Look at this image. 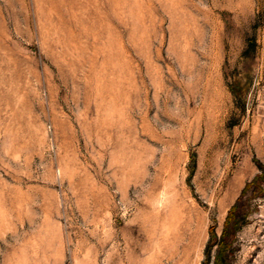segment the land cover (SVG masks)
<instances>
[{
	"label": "rangeland",
	"instance_id": "rangeland-1",
	"mask_svg": "<svg viewBox=\"0 0 264 264\" xmlns=\"http://www.w3.org/2000/svg\"><path fill=\"white\" fill-rule=\"evenodd\" d=\"M0 264H264V0H0Z\"/></svg>",
	"mask_w": 264,
	"mask_h": 264
},
{
	"label": "trees",
	"instance_id": "trees-1",
	"mask_svg": "<svg viewBox=\"0 0 264 264\" xmlns=\"http://www.w3.org/2000/svg\"><path fill=\"white\" fill-rule=\"evenodd\" d=\"M258 177H259V176L256 175L255 178H254L251 182L247 183V185L245 186V190H246V188L250 185V183L255 182V180H256ZM235 205H236V204H235Z\"/></svg>",
	"mask_w": 264,
	"mask_h": 264
},
{
	"label": "bare ground",
	"instance_id": "bare-ground-1",
	"mask_svg": "<svg viewBox=\"0 0 264 264\" xmlns=\"http://www.w3.org/2000/svg\"><path fill=\"white\" fill-rule=\"evenodd\" d=\"M188 245H189V244H188ZM190 248H191V246H190ZM190 248H189V249H190Z\"/></svg>",
	"mask_w": 264,
	"mask_h": 264
}]
</instances>
